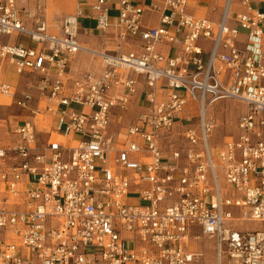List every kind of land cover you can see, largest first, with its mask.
Listing matches in <instances>:
<instances>
[{"label": "built area", "instance_id": "built-area-1", "mask_svg": "<svg viewBox=\"0 0 264 264\" xmlns=\"http://www.w3.org/2000/svg\"><path fill=\"white\" fill-rule=\"evenodd\" d=\"M44 1L0 0V61L24 78L0 72V96L25 112L0 146V264H204L205 239L214 264H264V0H91L100 50L77 6L50 32ZM81 51L99 72L69 74ZM224 99L242 112L215 150Z\"/></svg>", "mask_w": 264, "mask_h": 264}, {"label": "rangeland", "instance_id": "rangeland-1", "mask_svg": "<svg viewBox=\"0 0 264 264\" xmlns=\"http://www.w3.org/2000/svg\"><path fill=\"white\" fill-rule=\"evenodd\" d=\"M61 0H45L44 1V13L46 16V20L48 23V30L52 33L58 32V25L60 20L68 15L72 14L76 11V4L69 3L64 0V2H60ZM63 1V0H62ZM28 5L30 8L34 9L37 0H28ZM85 12V11H84ZM203 12V11H201ZM86 13V12H85ZM208 14V13H207ZM117 15L115 10H110L109 16L114 17ZM19 40H24V37L20 36ZM85 48H90L87 45H83ZM75 57L77 58L76 65L77 67L82 66V68L86 71H100V63L99 59L93 56L88 52H78ZM0 70H4V77L7 81L16 85V88H22L24 78L18 76L13 67L8 63L7 60L0 61ZM21 86V87H20ZM10 99L5 96H0V146H7L12 143L14 140V136L10 132L12 128V124L14 121L19 118V115L24 114V111L16 108L14 105L10 103ZM242 104L233 99H224L218 101L214 104L213 116L218 122V125L215 127L212 136V146L214 149H218L225 140H228L231 136L236 135V120L239 114L242 112L241 109ZM78 110V108L76 107ZM186 109L191 111V113H196V104L191 102L186 105ZM39 117V116H38ZM44 127V128H43ZM39 128H43L44 130H49V124L45 123L39 126ZM47 133H39V138L41 141H44L47 138ZM133 199V198H132ZM243 227H253L254 225L248 222L241 223ZM205 247V262L204 264H214V253L212 249V241L205 239L203 242ZM202 264V263H196Z\"/></svg>", "mask_w": 264, "mask_h": 264}, {"label": "crops", "instance_id": "crops-1", "mask_svg": "<svg viewBox=\"0 0 264 264\" xmlns=\"http://www.w3.org/2000/svg\"><path fill=\"white\" fill-rule=\"evenodd\" d=\"M64 2V0L60 1ZM66 2L69 3H75L77 6V9L80 11V18H79V34H78V40L80 44L87 45L93 50H100L103 46L106 44V37L110 34H103L100 31L95 29V22L94 20L90 17V4L91 0H66ZM144 4H147L150 2V0H142ZM210 5L209 0H191L189 6H188V11L192 12L194 14L198 15H207L208 13V8ZM86 13H85V12ZM203 11V12H201ZM212 18H216L217 16L215 14L210 15ZM143 25L146 27L149 26H155L158 21V14L150 12L149 10H146L143 16ZM22 37V36H21ZM15 37L12 36L11 39H14ZM18 41L22 42H28L27 38L24 37V40H19ZM159 50L163 52L166 55H172V49L169 46H161L159 47ZM76 55V54H75ZM75 55L70 59L69 62V74L72 77H76L79 74L86 72L80 65V67H77L76 62L77 58ZM4 74V70H0ZM141 84L138 88V92L136 95L131 99L130 107L128 109L127 115L124 116L123 121L125 123H128L131 121L137 114L139 108L138 105L141 102L142 95H143V89H145ZM21 87V86H20ZM20 90V88H18ZM242 109V106H241Z\"/></svg>", "mask_w": 264, "mask_h": 264}]
</instances>
